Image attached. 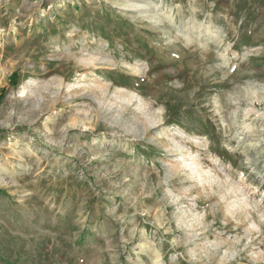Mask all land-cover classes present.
I'll list each match as a JSON object with an SVG mask.
<instances>
[{
  "label": "rangeland",
  "instance_id": "obj_1",
  "mask_svg": "<svg viewBox=\"0 0 264 264\" xmlns=\"http://www.w3.org/2000/svg\"><path fill=\"white\" fill-rule=\"evenodd\" d=\"M0 264H264V0H0Z\"/></svg>",
  "mask_w": 264,
  "mask_h": 264
}]
</instances>
